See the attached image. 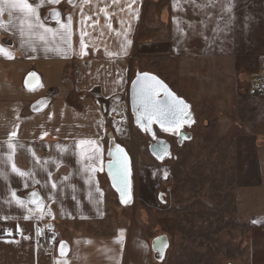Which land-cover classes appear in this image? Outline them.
Returning <instances> with one entry per match:
<instances>
[{
  "label": "crops",
  "instance_id": "1",
  "mask_svg": "<svg viewBox=\"0 0 264 264\" xmlns=\"http://www.w3.org/2000/svg\"><path fill=\"white\" fill-rule=\"evenodd\" d=\"M29 2L41 5L37 14L54 31L40 29L44 39L36 34L29 41L19 35V13L0 14V220L13 222L20 234L0 237V264H152L146 241L129 230L128 204L118 197L116 203L105 179L110 133L102 107L129 92L130 62L145 38L146 18L156 12L160 18L162 2L135 0L131 9V0ZM69 15L72 36L66 42L59 32ZM256 99L264 103L263 96ZM261 112L251 110V116ZM253 130L264 135V121L256 120ZM254 156L249 172L239 175L247 182L234 190L237 220L247 233L239 256L244 264H264V144L255 145ZM13 164L32 175L13 172ZM51 223L62 238L54 253H46L34 230Z\"/></svg>",
  "mask_w": 264,
  "mask_h": 264
},
{
  "label": "rangeland",
  "instance_id": "2",
  "mask_svg": "<svg viewBox=\"0 0 264 264\" xmlns=\"http://www.w3.org/2000/svg\"><path fill=\"white\" fill-rule=\"evenodd\" d=\"M161 2L160 18H146L131 79L142 71L157 75L190 115L175 130L152 123L150 134L134 123L129 92L102 107L106 131L131 162L132 196L119 204H128L129 230L146 241L152 264H244L247 233L234 190L247 182L239 175L254 165L255 145L264 144L253 130L264 112L251 116L264 111L256 99L264 97V0ZM179 130L187 133L181 140ZM158 138L169 144L162 159L148 149ZM19 235L13 222L0 220V237ZM158 236L167 240L161 256L152 249Z\"/></svg>",
  "mask_w": 264,
  "mask_h": 264
},
{
  "label": "snow or ice",
  "instance_id": "3",
  "mask_svg": "<svg viewBox=\"0 0 264 264\" xmlns=\"http://www.w3.org/2000/svg\"><path fill=\"white\" fill-rule=\"evenodd\" d=\"M47 2L50 4L59 3V0H47ZM69 2H71V0H69ZM84 2L86 3L87 0H84ZM132 3H135V0H131V3L127 5L129 9H131ZM40 6H41L40 4H36V6L34 7L33 4L29 2V0H0V14L7 11L9 17H12L14 12L19 13L17 19L19 20L20 37L23 38L25 37V35H27L30 41L33 35L39 34V38L43 40L44 34L40 33V29H43L44 33L53 32L54 30L45 27V25L41 22L37 14V9ZM101 11L104 10L101 9ZM52 15L58 17L59 13L53 11ZM72 23H73L72 16L69 15L67 17V22L60 24V27L63 29V31L59 32V35L61 39L66 42H70V38L72 36ZM127 43L131 44V41L128 40ZM84 47H85L84 41L83 39H81V49H83ZM0 51H4L2 46H0ZM152 80L156 81V83L151 84V83L143 82L139 79V77L135 82V84L139 86L138 92L134 93L135 96L134 106L137 112V123H141L142 126L147 127V125L151 124L153 120H155L162 127L165 124L178 127L183 120V115H182L183 109L181 107L183 101L177 100L173 94H171L166 90V86H164L162 82L156 80L155 77H152ZM161 90L164 91L165 94L164 99L157 98L159 91ZM184 107H186V105ZM113 111H115V109H113ZM11 135L15 136L16 133L13 132L11 133ZM91 143L93 142L84 141V140L80 141V144L90 145ZM8 147L13 148L14 146L12 144H9ZM122 152L123 150L120 148L119 145L116 146L115 153L111 151L109 152V155L113 157L112 160L109 162V170L113 175L114 179L117 176H120L126 170V163L121 158ZM81 154L83 155V152ZM94 155L95 153H93V155L86 156L85 159L92 160L94 158ZM8 159L11 160V156H9ZM92 170L94 171L95 169ZM12 171L18 172L21 176L32 175L31 172L29 173L21 172L19 169L15 167L14 164L12 166ZM50 175L51 174L49 173V176ZM56 187L57 185L53 183L52 188H56ZM13 195L15 196V192H13ZM31 195L33 197H36L37 193L33 192ZM17 202L21 205L24 204V201L19 200V198H17ZM32 202L35 203L36 201L33 200ZM28 218L29 217H25V219ZM62 254H63V246H62Z\"/></svg>",
  "mask_w": 264,
  "mask_h": 264
},
{
  "label": "water",
  "instance_id": "4",
  "mask_svg": "<svg viewBox=\"0 0 264 264\" xmlns=\"http://www.w3.org/2000/svg\"><path fill=\"white\" fill-rule=\"evenodd\" d=\"M138 77L141 81L151 83V84L156 83V81L152 80V77H155L156 80L162 82V84L164 86H166V90L168 92L173 94L177 100L183 101V104L181 105V107L183 109V113H182L183 120H182V122L185 121L187 118H189L190 112H189L188 103L184 99H182L181 97L177 96L160 77H158L157 75H154L152 73H149V72H138L135 74V76L131 80L130 87H129V107H130L131 112L133 113V119H134L135 124H137L141 128H146L150 134H153L152 123L156 124L159 128H162L165 130H175L179 127V126L174 127V126L169 125V124H165L162 127L155 120H153V122L151 124L147 125V127L142 126L141 123H137V112H136V108L134 106V103H135L134 93L138 92V90H139V86L135 84ZM157 98L158 99H164L165 98V94H164L163 90L159 91ZM185 105H186V107H184ZM186 136H187L186 132H184L182 130L179 131L178 137L180 140L185 138ZM117 145H119L120 148L123 150V152L121 153V158L126 163V170L120 176H117L114 179L113 175L111 174V172L109 170V162L113 158L112 156L109 155V152L111 151V152L115 153ZM148 149H149L150 153L155 158L162 159L168 153L169 144L165 139L158 138L154 142H151L148 145ZM107 155H108L109 159L105 162L104 171H105L106 176L108 178L109 184L113 188V190L116 192L117 197L120 201H127L132 196L130 157H129L127 151L125 150V148L121 144L116 142L115 139L111 135H109ZM31 199L37 201L39 199V197H38V195L36 197L32 196ZM166 246H167L166 237L165 236H158L153 241L152 249L157 253L158 256H161L163 254Z\"/></svg>",
  "mask_w": 264,
  "mask_h": 264
},
{
  "label": "built area",
  "instance_id": "5",
  "mask_svg": "<svg viewBox=\"0 0 264 264\" xmlns=\"http://www.w3.org/2000/svg\"><path fill=\"white\" fill-rule=\"evenodd\" d=\"M61 233L53 225L39 224L34 230V240L39 250L54 253L61 244Z\"/></svg>",
  "mask_w": 264,
  "mask_h": 264
},
{
  "label": "bare ground",
  "instance_id": "6",
  "mask_svg": "<svg viewBox=\"0 0 264 264\" xmlns=\"http://www.w3.org/2000/svg\"><path fill=\"white\" fill-rule=\"evenodd\" d=\"M118 105H119V104H118ZM118 105H117V106H118ZM118 107H119V106H118ZM118 107H117V108H118ZM118 111H119V110H118ZM120 111H122V109H121Z\"/></svg>",
  "mask_w": 264,
  "mask_h": 264
},
{
  "label": "flooded vegetation",
  "instance_id": "7",
  "mask_svg": "<svg viewBox=\"0 0 264 264\" xmlns=\"http://www.w3.org/2000/svg\"><path fill=\"white\" fill-rule=\"evenodd\" d=\"M180 131V130H179ZM179 133V132H178Z\"/></svg>",
  "mask_w": 264,
  "mask_h": 264
}]
</instances>
